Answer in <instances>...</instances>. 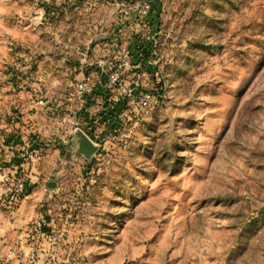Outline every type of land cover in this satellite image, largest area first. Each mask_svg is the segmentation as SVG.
<instances>
[{
	"label": "rangeland",
	"instance_id": "obj_1",
	"mask_svg": "<svg viewBox=\"0 0 264 264\" xmlns=\"http://www.w3.org/2000/svg\"><path fill=\"white\" fill-rule=\"evenodd\" d=\"M122 65L164 99L115 126ZM74 124L101 145L90 163L66 164ZM19 174L36 186L11 205ZM41 214L66 242L34 264H264V0H0V258Z\"/></svg>",
	"mask_w": 264,
	"mask_h": 264
},
{
	"label": "built area",
	"instance_id": "obj_2",
	"mask_svg": "<svg viewBox=\"0 0 264 264\" xmlns=\"http://www.w3.org/2000/svg\"><path fill=\"white\" fill-rule=\"evenodd\" d=\"M123 65L127 66L126 69H130L132 66L131 57L128 51L124 52ZM123 65L121 69L116 70V72L111 74L108 89L112 92L117 90L125 95H128V83L123 81V70H126L123 69ZM92 89L93 85L91 76L84 73L77 87L79 102L82 103V105L86 102V96L92 91ZM156 101L157 97L152 91V88L146 87L141 91L139 97H133L130 99L128 106H126L121 111L118 118L120 125L123 126V123L129 120H145L150 115H152ZM74 125L75 126L72 128V131L76 128H81L79 124ZM41 158L42 156L39 154L32 156L34 161H39ZM31 188L30 178L27 175L20 174L18 177H16L14 181V189L12 191L13 195L16 197L14 204H17L20 198L24 196L26 192L29 193ZM52 188L58 189L60 188V185L58 183H51L50 181L44 183L43 190L48 193V195L52 194ZM85 189V182H83L76 192H68L66 194V203L70 209L75 207L81 208L83 205L82 199L85 196ZM45 219L46 218L44 217V214H41L38 218H36L33 223V231H31V233H28L27 231L25 232L26 242L29 245H19L11 248L9 247L3 259L0 258V264H5V262H10L13 260H17V264H34L37 253L43 244L44 246L49 247L44 251L51 255L59 248L62 243H65L66 233L62 231L54 221H52V223L49 224V227H47Z\"/></svg>",
	"mask_w": 264,
	"mask_h": 264
},
{
	"label": "trees",
	"instance_id": "obj_3",
	"mask_svg": "<svg viewBox=\"0 0 264 264\" xmlns=\"http://www.w3.org/2000/svg\"><path fill=\"white\" fill-rule=\"evenodd\" d=\"M59 9L55 6V5H46V15L49 18H53V15L58 14ZM52 14V15H51ZM129 16H131L132 18H135V13H131ZM139 16V15H138ZM128 17V16H127ZM140 17V16H139ZM145 18V20H147L149 22V24L154 25L155 23V17H143ZM130 47H131V54H132V63L135 65L136 69L139 70V68L137 67L140 64V60L145 58H149L151 56L150 51L145 50V47L142 45H140L139 40H137V36H135L131 41H130ZM142 64V63H141ZM140 64V65H141ZM147 66V64H146ZM133 72V78L132 81L130 83V91L129 94L124 97V99L122 101H120L117 105L113 106L112 109L108 110V112L106 113L109 114L110 116L108 117V121L109 124L110 123H114L115 126H118L117 124V119H118V115L120 114V112L122 111V109H124L126 106H128V102L130 99H132L133 97H139L140 93L143 89H145L146 87H144L141 83L140 77H138L139 75H135L134 70ZM102 79H104V77H101ZM155 78V77H154ZM105 82V80H104ZM105 88V87H104ZM164 86L163 83H159L156 84V87L152 88V91L156 94L157 99L159 100H163L164 99ZM109 92V91H108ZM93 94V93H92ZM89 96V104L92 103L94 101V97L93 95ZM102 94H104L106 96V94L103 92ZM123 106V107H121ZM115 108V109H114ZM105 115V116H106ZM103 116V117H105ZM100 117V116H99ZM96 119V118H95ZM94 119V120H95ZM101 120V119H100ZM16 122L21 121V119L16 118L15 119ZM16 131V130H15ZM12 131V132H15ZM85 131V130H84ZM88 135L90 134L87 130L85 131ZM90 136V135H89ZM91 137V136H90ZM22 152V151H21ZM20 175V174H19ZM36 183H31V191L33 190V188H35ZM31 191L29 192V194L31 193ZM55 195L60 196V193H56ZM15 196L13 195V193L11 192V197L9 198V203L10 204H14L15 203ZM69 210V209H68ZM72 211V210H71ZM47 227H49V224H47ZM47 253L44 251L43 255H46ZM41 253H38V259L40 258ZM47 256V255H46ZM47 262V261H46ZM45 262V264H46Z\"/></svg>",
	"mask_w": 264,
	"mask_h": 264
},
{
	"label": "water",
	"instance_id": "obj_4",
	"mask_svg": "<svg viewBox=\"0 0 264 264\" xmlns=\"http://www.w3.org/2000/svg\"><path fill=\"white\" fill-rule=\"evenodd\" d=\"M66 151V164L68 165L75 155L83 156L88 163L94 161L101 149V145L95 142L82 128L74 129L69 138Z\"/></svg>",
	"mask_w": 264,
	"mask_h": 264
},
{
	"label": "crops",
	"instance_id": "obj_5",
	"mask_svg": "<svg viewBox=\"0 0 264 264\" xmlns=\"http://www.w3.org/2000/svg\"><path fill=\"white\" fill-rule=\"evenodd\" d=\"M21 238H22V239H21V243L19 242L20 245H24V246L29 245V244L26 242L25 232H23ZM18 240H19V239H18ZM24 259H25V258H24ZM14 261L18 263L17 260H14ZM14 261H13V263H11V264H14ZM17 263H15V264H17Z\"/></svg>",
	"mask_w": 264,
	"mask_h": 264
}]
</instances>
